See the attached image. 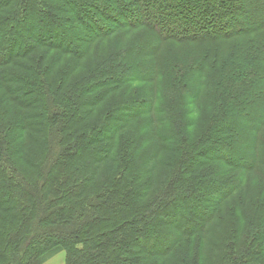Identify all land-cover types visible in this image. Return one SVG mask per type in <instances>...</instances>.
<instances>
[{
	"label": "trees",
	"instance_id": "1",
	"mask_svg": "<svg viewBox=\"0 0 264 264\" xmlns=\"http://www.w3.org/2000/svg\"><path fill=\"white\" fill-rule=\"evenodd\" d=\"M61 251L264 264V0H0V264Z\"/></svg>",
	"mask_w": 264,
	"mask_h": 264
},
{
	"label": "rangeland",
	"instance_id": "2",
	"mask_svg": "<svg viewBox=\"0 0 264 264\" xmlns=\"http://www.w3.org/2000/svg\"><path fill=\"white\" fill-rule=\"evenodd\" d=\"M98 15V14H97ZM101 18V16H100ZM102 19V18H101ZM112 25V24H110ZM134 34V33H132ZM135 39L134 37L132 36H127V35H123V31H116L114 34H110V36L102 41V42H96V44L93 46V48L91 49L90 52H88V55L85 56L79 63H78V68L72 73L71 75V78L72 79H76L77 77L81 76V75H85L87 74V72H91V71H97V69L102 66L105 62L108 63V66L111 62H113V59L114 58H110V54L112 51H123L124 54L127 52V49L129 47H132L134 48V46L136 45L135 43ZM134 50V49H133ZM146 54V53H145ZM134 58H139L137 59L136 61H140V62H148L150 61L151 59L150 58H147V57H141V56H137L136 53L133 54ZM160 56L163 57V54L160 53ZM170 55H165L164 58H168ZM129 60H131L129 58ZM161 60V59H158V61ZM132 61V60H131ZM127 63H129V61H126ZM134 62V61H132ZM165 63V62H164ZM83 66V67H82ZM130 66V65H129ZM60 68H62V65L58 66V69L59 70ZM114 71V70H113ZM111 71L110 74L106 75H101L100 78L103 80L102 82L103 83H106L107 84V81H110L111 80V76H114L113 74L116 73ZM118 75V73H117ZM96 77H98L97 75H95ZM194 76H197L196 74H194ZM98 82L97 81H94L92 83V85H98L97 84ZM102 85V89L105 88L107 85ZM149 86V84H145V83H127L125 85H123V91L126 92V94L124 93L123 95L127 96V95H131L132 93H134L135 91L137 90H140V89H147V87ZM186 93V92H185ZM188 101V104L189 105H192V107H198L199 106V102L200 101H193L192 104L190 102V96H186L185 97ZM205 101V100H204ZM190 107V109L192 108ZM198 118V117H196ZM249 179H247L248 181ZM184 247V246H183Z\"/></svg>",
	"mask_w": 264,
	"mask_h": 264
},
{
	"label": "crops",
	"instance_id": "3",
	"mask_svg": "<svg viewBox=\"0 0 264 264\" xmlns=\"http://www.w3.org/2000/svg\"><path fill=\"white\" fill-rule=\"evenodd\" d=\"M64 259H65V253L64 251H61L56 255H54L53 257H51L50 259H48L43 264H62Z\"/></svg>",
	"mask_w": 264,
	"mask_h": 264
}]
</instances>
